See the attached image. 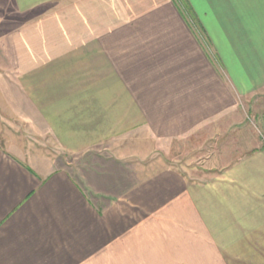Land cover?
Instances as JSON below:
<instances>
[{
	"label": "crops",
	"instance_id": "1",
	"mask_svg": "<svg viewBox=\"0 0 264 264\" xmlns=\"http://www.w3.org/2000/svg\"><path fill=\"white\" fill-rule=\"evenodd\" d=\"M184 1L0 0V264H264V0ZM221 125L201 180L97 156Z\"/></svg>",
	"mask_w": 264,
	"mask_h": 264
},
{
	"label": "rangeland",
	"instance_id": "2",
	"mask_svg": "<svg viewBox=\"0 0 264 264\" xmlns=\"http://www.w3.org/2000/svg\"><path fill=\"white\" fill-rule=\"evenodd\" d=\"M181 2L184 4L185 8H188L184 0H181ZM193 21L191 20L192 23ZM1 29H3V26H0V30ZM243 104V102L239 104L241 109L243 108V106H245V104ZM244 113L245 112L241 111L242 115H244ZM247 122L250 126L253 125L246 118V123ZM259 126L260 125H258V128L260 129L261 133L264 134V132H262L264 131V127ZM252 127L256 135L260 137L259 132L255 128V126ZM223 130L226 131V128H224L222 125L220 127L210 126L208 129H204L201 132L193 133L183 138L168 141L151 140L147 138V135L143 132H137L134 137L135 139L140 140L141 144L139 145V152L141 155L130 154L131 151L136 150L135 148L137 146L135 144H132L133 141L131 143V138H128L129 142H120L118 140H115L114 143H111L112 146H118L121 149L120 150L117 148L118 152L121 151L124 155H116L117 153L113 152L110 148L106 150V153L108 155L97 156H119L122 158L120 162L122 165H126V167H132L133 169L138 168L140 176L148 174L149 172L158 171L162 168H173L180 172L182 171L187 175L189 174L188 177L189 179L191 178V180H201L205 176L204 174H202L204 168H209L212 165H217L220 161H215L217 159L216 154L218 155L219 151L224 152V149L226 151L225 147L228 148L229 146L225 143H215V141L213 140L217 135H222L224 133ZM26 131L27 129L24 132ZM29 135L30 134H28V139L33 143L38 142L40 147H42L44 150L48 151L50 154H56L51 156L54 157L57 164L69 162L72 167H75V169H77L76 167H82L83 162L88 159H82L81 157H79V155H71L67 152H63L62 150L58 149V147L52 142L48 135L42 136L40 138H35ZM212 141H214V144H212ZM229 147L230 149L232 148L231 146ZM147 152H150L149 155H143ZM213 153H216L215 156ZM88 156L91 157V155ZM36 161L38 162V160ZM40 161H43V158H41ZM221 162H228V160L225 159V161ZM207 172H209V174L207 175L209 177L211 175V171L207 170ZM207 176L205 177L207 178Z\"/></svg>",
	"mask_w": 264,
	"mask_h": 264
}]
</instances>
